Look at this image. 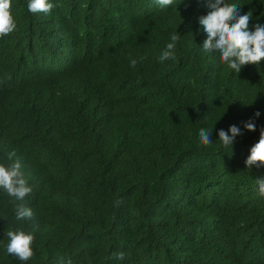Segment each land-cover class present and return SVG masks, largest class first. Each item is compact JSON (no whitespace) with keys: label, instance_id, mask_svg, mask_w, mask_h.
Returning <instances> with one entry per match:
<instances>
[{"label":"trees","instance_id":"trees-1","mask_svg":"<svg viewBox=\"0 0 264 264\" xmlns=\"http://www.w3.org/2000/svg\"><path fill=\"white\" fill-rule=\"evenodd\" d=\"M154 1L49 0V13H31L12 0L0 164L20 159L31 192L0 189V264H264V165L244 163L264 129V60L235 74L203 51L205 0ZM226 2L251 12L250 31L264 25V0ZM176 32V58L160 62ZM230 125L241 134L224 148ZM20 204L31 220H16ZM9 230L33 233L30 260L7 254Z\"/></svg>","mask_w":264,"mask_h":264},{"label":"clouds","instance_id":"clouds-1","mask_svg":"<svg viewBox=\"0 0 264 264\" xmlns=\"http://www.w3.org/2000/svg\"><path fill=\"white\" fill-rule=\"evenodd\" d=\"M208 9L207 14L199 18V23L206 33L202 48L206 53L215 52L218 54L221 63L226 64L235 74L239 73L242 66L253 64L259 65L264 60V25L259 23L254 25V30H249L251 12L240 13V5L227 3L226 0H205ZM153 8L161 9L174 4V0H155L150 3ZM55 5L49 0H29L27 9L31 13H49ZM12 0H0V37L7 36L16 29V21L12 15ZM77 34L88 40V50L90 54L102 56L90 41L91 32L84 26ZM179 34L173 33L171 42L166 45L158 57L160 62L168 59H175L176 42ZM103 57V56H102ZM136 59L130 60V66L135 67ZM257 111L254 116L258 117ZM244 128L249 131L255 130V123L252 120L244 122ZM211 129L201 128L198 133L199 143L203 146H210ZM241 134V130L230 125L228 130L218 131L220 146L231 148L236 136ZM16 152L13 150L8 154V159L13 160ZM246 168L253 165H264V129H261L258 141L249 150V155L244 161ZM256 184L258 194L264 197V179L257 178ZM0 189H3L10 197L16 201H23L31 192L24 173L20 159H14L9 165L0 164ZM31 208L23 204L15 208V218L17 221L31 220L33 218ZM8 243L6 245L7 254L16 257L19 261L30 260L34 256L32 248L35 239L33 233L23 230H9L6 233ZM115 259H123V252L113 253ZM68 264H71L68 261Z\"/></svg>","mask_w":264,"mask_h":264}]
</instances>
